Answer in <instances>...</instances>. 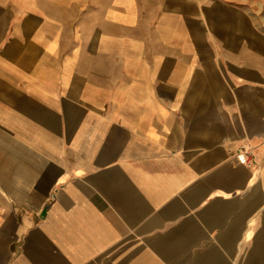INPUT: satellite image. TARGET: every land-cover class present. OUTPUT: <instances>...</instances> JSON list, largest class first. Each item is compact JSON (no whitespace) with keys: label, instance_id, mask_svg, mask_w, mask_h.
Listing matches in <instances>:
<instances>
[{"label":"crops","instance_id":"crops-1","mask_svg":"<svg viewBox=\"0 0 264 264\" xmlns=\"http://www.w3.org/2000/svg\"><path fill=\"white\" fill-rule=\"evenodd\" d=\"M0 264H264L251 11L0 0Z\"/></svg>","mask_w":264,"mask_h":264},{"label":"rangeland","instance_id":"rangeland-1","mask_svg":"<svg viewBox=\"0 0 264 264\" xmlns=\"http://www.w3.org/2000/svg\"><path fill=\"white\" fill-rule=\"evenodd\" d=\"M236 4L251 11L253 17L257 19L259 30L264 33V0H235Z\"/></svg>","mask_w":264,"mask_h":264},{"label":"built area","instance_id":"built-area-1","mask_svg":"<svg viewBox=\"0 0 264 264\" xmlns=\"http://www.w3.org/2000/svg\"><path fill=\"white\" fill-rule=\"evenodd\" d=\"M247 157L244 158V161L246 160Z\"/></svg>","mask_w":264,"mask_h":264}]
</instances>
